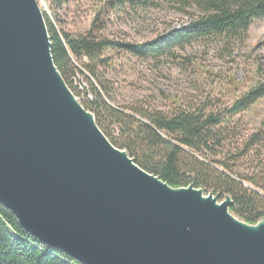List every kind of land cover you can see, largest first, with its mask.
<instances>
[{"label": "water", "instance_id": "95a60500", "mask_svg": "<svg viewBox=\"0 0 264 264\" xmlns=\"http://www.w3.org/2000/svg\"><path fill=\"white\" fill-rule=\"evenodd\" d=\"M42 14L37 0H0V203L18 224L82 264H264V227L240 228L230 196L172 192L125 150L128 163L111 158L53 63Z\"/></svg>", "mask_w": 264, "mask_h": 264}, {"label": "trees", "instance_id": "16d2710c", "mask_svg": "<svg viewBox=\"0 0 264 264\" xmlns=\"http://www.w3.org/2000/svg\"><path fill=\"white\" fill-rule=\"evenodd\" d=\"M108 1L113 9L121 3ZM169 1L189 14V20L141 43L113 41L91 31H59L43 13L53 63L75 95L72 77L78 73L87 79L92 98L81 100V105L110 143L125 150L137 166L172 188L192 185L220 200L230 196L229 211L254 225L264 220V120L248 131L242 114L264 100V77L227 102L206 94L177 101L169 111L110 103L103 74L111 63L108 51L156 59L196 40L220 38L228 44L229 39L242 38L255 20L264 19V0ZM70 53L86 60L76 65ZM0 264L82 263L28 234L0 203Z\"/></svg>", "mask_w": 264, "mask_h": 264}, {"label": "rangeland", "instance_id": "374dc122", "mask_svg": "<svg viewBox=\"0 0 264 264\" xmlns=\"http://www.w3.org/2000/svg\"><path fill=\"white\" fill-rule=\"evenodd\" d=\"M143 1L121 0L114 9L108 0H68L61 4L54 0H37V4L59 31L74 34L91 31L124 43L151 40L180 27L190 18L169 0H148L147 4ZM70 54L76 65L81 66L86 60ZM107 55L111 63L103 74L112 97L110 103L114 106L169 111L177 101L206 94L227 102L264 77V19L255 20L242 38L229 39L228 44L220 38L196 40L176 50L175 54L156 59L123 51H108ZM263 120L264 100L242 114L248 131ZM209 193L203 192V197Z\"/></svg>", "mask_w": 264, "mask_h": 264}, {"label": "bare ground", "instance_id": "6f19581e", "mask_svg": "<svg viewBox=\"0 0 264 264\" xmlns=\"http://www.w3.org/2000/svg\"><path fill=\"white\" fill-rule=\"evenodd\" d=\"M65 90V88L62 86V92ZM66 102L69 110L73 114L74 118L77 120V122L83 127L85 133L96 143L99 144H104L105 140L104 138L99 134L97 129L95 128L91 116L87 113L82 111L79 106H77L74 101L69 97V95H66ZM109 151H110V156L112 159L118 161V162H123V163H128L129 160L127 156L125 155L123 150H120L118 148L113 147L112 145L109 146ZM155 182L163 184L167 189H169L172 192H176L179 189L182 188H172L168 185H165L164 182L161 180L155 178L154 176L150 175ZM187 189V188H184ZM193 191V190H191ZM195 190L194 192H196ZM232 220L243 230L249 233H254L258 231L259 228L264 227L263 224L261 223H256L254 225L247 224L240 220L238 217L231 215Z\"/></svg>", "mask_w": 264, "mask_h": 264}, {"label": "built area", "instance_id": "2783aa9c", "mask_svg": "<svg viewBox=\"0 0 264 264\" xmlns=\"http://www.w3.org/2000/svg\"><path fill=\"white\" fill-rule=\"evenodd\" d=\"M72 86L75 88L76 92L78 93V95H76V98L79 101L92 98V94L89 91L87 82L78 73H76L72 77Z\"/></svg>", "mask_w": 264, "mask_h": 264}]
</instances>
